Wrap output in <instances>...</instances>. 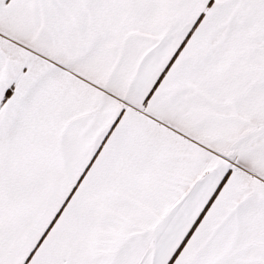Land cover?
<instances>
[{"label": "snow or ice", "instance_id": "1", "mask_svg": "<svg viewBox=\"0 0 264 264\" xmlns=\"http://www.w3.org/2000/svg\"><path fill=\"white\" fill-rule=\"evenodd\" d=\"M0 264H264V0H0Z\"/></svg>", "mask_w": 264, "mask_h": 264}]
</instances>
